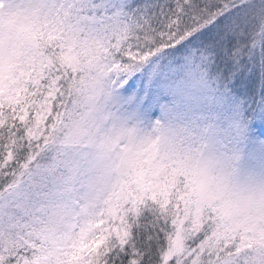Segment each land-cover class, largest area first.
Wrapping results in <instances>:
<instances>
[{
  "label": "snow or ice",
  "instance_id": "6c2138e0",
  "mask_svg": "<svg viewBox=\"0 0 264 264\" xmlns=\"http://www.w3.org/2000/svg\"><path fill=\"white\" fill-rule=\"evenodd\" d=\"M0 264H264V0H0Z\"/></svg>",
  "mask_w": 264,
  "mask_h": 264
}]
</instances>
